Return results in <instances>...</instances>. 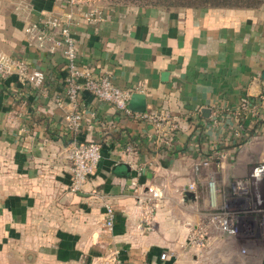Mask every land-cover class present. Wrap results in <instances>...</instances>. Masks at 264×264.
<instances>
[{
    "label": "crops",
    "instance_id": "crops-1",
    "mask_svg": "<svg viewBox=\"0 0 264 264\" xmlns=\"http://www.w3.org/2000/svg\"><path fill=\"white\" fill-rule=\"evenodd\" d=\"M64 2L0 0V52L45 74L40 88L0 78V264H264V251L241 255L237 241L217 232L201 250L185 248L187 225L207 206L208 173L219 172L217 183L228 190L231 177L246 175L255 161L240 153L252 146L253 126L240 104L252 100L264 114V9L81 4L103 18L85 22L74 15L80 63L107 74L121 90L143 93L146 112L173 117L178 129L171 140L165 133L161 140L151 123L86 92L77 103L80 130L65 128L64 60L58 52L35 49L24 33L41 16L65 12ZM202 109L209 110L207 117ZM75 138L101 144L97 169L78 193L70 191L64 150ZM237 140L246 142L238 146ZM216 151L224 153L220 167L214 162L204 169L196 195L188 191L192 164ZM159 185L164 198L147 226L140 201L147 186ZM105 205L113 209L111 229Z\"/></svg>",
    "mask_w": 264,
    "mask_h": 264
},
{
    "label": "built area",
    "instance_id": "built-area-1",
    "mask_svg": "<svg viewBox=\"0 0 264 264\" xmlns=\"http://www.w3.org/2000/svg\"><path fill=\"white\" fill-rule=\"evenodd\" d=\"M65 12L49 13L41 16L35 23H29L24 28L28 43L42 53H60L64 60V90L63 95L70 112L64 116L65 128L76 134L81 127L82 112L78 109V99L81 93L86 92L99 102L113 106L123 115L151 123L155 127L158 138L164 139L163 133L169 137L174 135L178 125L169 114L144 112L135 113L128 109V101L135 91L121 90L113 85L107 74H95L93 70L80 63L77 53V42L72 33L74 15L81 14L85 22L101 20L102 14L95 8L82 10L77 0H65ZM16 77L19 82L34 88H40L45 82V74L21 57L7 55L0 52V78ZM264 102V90L261 93ZM57 106L62 102L57 98ZM241 111L253 118L250 128V139L264 137V114L260 113L256 102L244 99L240 104ZM216 120L213 124L215 125ZM240 138V132L233 134ZM246 141L237 140L236 143L244 145ZM64 150L69 160L70 191L78 193L88 179L94 175L101 158V144L99 142H78L72 139ZM126 152L134 154L132 146L126 147ZM216 156L200 157L192 164L194 179L187 185V190L196 195V183L204 169L220 165L217 161L224 157V153L216 151ZM258 154L250 171L244 176H233L229 180V189L216 183L214 172L207 175L206 194L207 206L200 211L201 219L187 225V239L185 248L189 251H198L205 246L206 237L211 232L226 235L237 241L241 255H247L252 249L264 251V158ZM164 198L163 186H147L146 193L141 199L144 209L141 214V223L150 226L152 212L160 208ZM105 226L111 229L114 213L109 205H105ZM168 258L167 253L160 255L161 260ZM114 264H123L115 260Z\"/></svg>",
    "mask_w": 264,
    "mask_h": 264
},
{
    "label": "trees",
    "instance_id": "trees-1",
    "mask_svg": "<svg viewBox=\"0 0 264 264\" xmlns=\"http://www.w3.org/2000/svg\"><path fill=\"white\" fill-rule=\"evenodd\" d=\"M84 5L134 6L158 8L165 11L184 9H244L255 10L264 5V0H77ZM214 163V160H213Z\"/></svg>",
    "mask_w": 264,
    "mask_h": 264
},
{
    "label": "rangeland",
    "instance_id": "rangeland-1",
    "mask_svg": "<svg viewBox=\"0 0 264 264\" xmlns=\"http://www.w3.org/2000/svg\"><path fill=\"white\" fill-rule=\"evenodd\" d=\"M95 6H105L103 4H95ZM252 144V146H249V145H244L243 147V150L240 151V153L244 154V155H248V156H255V160L256 158L258 157V154H259V157H260V154H263V156H261L260 160H262L264 158V137H260V138H253L251 141H250V145ZM241 155V154H240ZM218 172V171H217ZM215 175H214V179L216 181V183L218 182V180L220 179V173H216L214 172ZM227 184V182H225ZM217 184H220V183H217Z\"/></svg>",
    "mask_w": 264,
    "mask_h": 264
},
{
    "label": "water",
    "instance_id": "water-1",
    "mask_svg": "<svg viewBox=\"0 0 264 264\" xmlns=\"http://www.w3.org/2000/svg\"><path fill=\"white\" fill-rule=\"evenodd\" d=\"M262 8L264 9V5L262 6ZM146 107H147L146 96L143 93L134 92L131 94L130 99L128 101L129 110L135 113H144L146 111ZM201 113L203 114V116L207 117V115L209 114V110L202 109Z\"/></svg>",
    "mask_w": 264,
    "mask_h": 264
}]
</instances>
